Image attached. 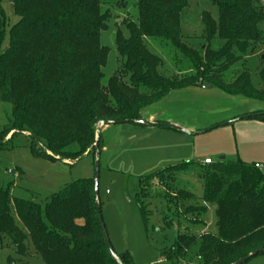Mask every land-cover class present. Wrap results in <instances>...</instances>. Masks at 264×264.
<instances>
[{
	"label": "trees",
	"instance_id": "1",
	"mask_svg": "<svg viewBox=\"0 0 264 264\" xmlns=\"http://www.w3.org/2000/svg\"><path fill=\"white\" fill-rule=\"evenodd\" d=\"M12 1L19 20L10 30L9 48L0 53V98L12 105L13 120L0 133V150L16 134L7 140L6 136L17 130L30 134L24 137L36 157L57 160L51 153L61 156L58 160L69 161L65 148L77 144L89 149L93 144L91 127L101 122L142 124L144 109L175 90L200 85L194 79L177 80L162 74L163 59L150 51L145 38L175 48L182 56L179 61L188 59L199 77L220 90L264 101V53L259 56L260 89L252 85L246 70L232 75V83L223 79L242 55H251L264 44L263 33L257 29L264 14L256 13L254 7L263 4L262 0L254 4L210 0L218 10V21L203 16L204 39L224 44L215 50L202 47V53L178 41L182 13L190 0ZM109 2L119 7L134 2L138 20L125 22L127 34L117 31L115 46L121 68L103 83L102 70L110 53L101 44L110 18L103 7ZM4 34L0 0V48ZM249 118L264 120V112ZM74 125L85 131V139L69 128ZM96 151L95 146L89 154L95 157ZM258 165L223 159L207 165L191 161L142 176L136 203L146 231L156 183L166 191L162 200L176 209V222L184 223L175 244L163 255L176 264L191 263L195 258L203 264H235L264 247V169ZM190 172L202 183L200 197L180 186L181 175ZM211 208L214 231L198 233L197 228L207 227ZM163 223L168 228L174 222ZM0 237L9 239L23 258L32 246L44 264H134L129 255H117L118 262L108 251L93 179L72 182L43 202L14 197L11 185L0 187Z\"/></svg>",
	"mask_w": 264,
	"mask_h": 264
},
{
	"label": "rangeland",
	"instance_id": "2",
	"mask_svg": "<svg viewBox=\"0 0 264 264\" xmlns=\"http://www.w3.org/2000/svg\"><path fill=\"white\" fill-rule=\"evenodd\" d=\"M1 3L5 14V34L0 53H4L10 46V30L19 18L14 13L12 0H1ZM254 7L256 13L264 14V3ZM106 10L110 18L108 29L101 34V44L107 46L110 53L102 70L103 83H107L114 72L121 68L122 60L115 46L117 31L127 34L125 22L138 20L134 2L124 7L109 2L103 7V11ZM204 15L218 21V10L210 0H190L179 25L178 41L198 53H202V47L210 46L215 50L224 44L220 40L209 43L204 39ZM257 29L264 36V21L257 24ZM145 43L152 53L162 57L163 65L159 68L162 74L177 80L194 79V83L198 81L200 85L175 90L142 111V121L151 122L153 120L149 121V118L153 117L156 124H173L183 129L182 132L140 123L102 124L98 179L101 216L117 255H129L134 264H176L163 254L175 244L178 232L185 228L184 223L176 222V209L162 200L166 191L156 183L151 190L152 204L149 209L152 216L149 217L147 232L136 203L139 179L178 163H199L206 157L213 163L223 159L225 162L259 164L264 169V120L245 118L264 112V101L228 94L199 77L188 59L179 61L182 56L175 48H167L150 38H145ZM262 53L264 44H260L251 55L248 52L242 55L224 74V81L232 83L235 80L232 75L246 70L252 85L260 89L259 56ZM12 120V105L0 98V133ZM98 125L90 128L94 141L89 149L85 146L80 148L77 144L64 149L67 153L65 158H71L69 161L58 160L61 156L51 153L49 155L57 160L36 157L25 138L30 134L11 131L5 139H10L13 134L16 137L0 150V187L11 185L14 197L43 202L72 182L93 179L97 157L89 153L96 146ZM69 128L85 139V131L81 127L74 125ZM180 178L183 182L181 187L189 189L197 197L202 195V183L192 172L182 174ZM164 220L174 223L166 228ZM207 221L206 228H197L198 233L214 231L212 208ZM78 223L82 224L83 221ZM18 225L21 226L20 223ZM22 261L44 264L32 246L28 256L23 258L17 255L9 239L0 237V264H20ZM180 264L203 263L195 258L191 263ZM245 264H264V254Z\"/></svg>",
	"mask_w": 264,
	"mask_h": 264
},
{
	"label": "water",
	"instance_id": "3",
	"mask_svg": "<svg viewBox=\"0 0 264 264\" xmlns=\"http://www.w3.org/2000/svg\"><path fill=\"white\" fill-rule=\"evenodd\" d=\"M252 116V115H250ZM250 116H247L245 118H249ZM127 123V122H125ZM142 124H146V125H150V126H154V125H157L156 123H151V122H145V121H141ZM102 124H105L103 122L99 123L98 127H97V139H96V163H95V174H94V195H95V200H96V205H97V211L99 213V222H100V225H101V229H102V233H103V236H104V239H105V243H106V246L108 248V251L109 253L118 261H119V258L117 256V254L115 253L114 249L112 248V245L109 241V237H108V234H107V231H106V228H105V225L103 223V219H102V216H101V206H100V200H99V192H98V179H99V170H100V167H99V155H100V151H99V138H100V130H101V126ZM111 124H116L115 122H112ZM118 124V123H117ZM162 126L164 127H168L170 129H174L176 131H184L183 129L177 127L176 125H173V124H162ZM83 158V157H82ZM264 252V247H261L259 248L257 251L251 253L250 255L242 258L241 260H239L238 262H236L235 264H245L246 262H248L249 260H251L252 258L258 256L259 254L263 253Z\"/></svg>",
	"mask_w": 264,
	"mask_h": 264
},
{
	"label": "crops",
	"instance_id": "4",
	"mask_svg": "<svg viewBox=\"0 0 264 264\" xmlns=\"http://www.w3.org/2000/svg\"><path fill=\"white\" fill-rule=\"evenodd\" d=\"M150 120H153V121H151V122H155V123H156V120H154L153 117H150V118H149V121H150ZM154 126H155V125H154ZM169 129H170V128H169ZM172 130H174V129H172ZM175 131H176V130H175ZM207 159H209V158L206 157L204 160H200L199 164L203 165L204 161L207 160Z\"/></svg>",
	"mask_w": 264,
	"mask_h": 264
},
{
	"label": "built area",
	"instance_id": "5",
	"mask_svg": "<svg viewBox=\"0 0 264 264\" xmlns=\"http://www.w3.org/2000/svg\"><path fill=\"white\" fill-rule=\"evenodd\" d=\"M262 1L264 3V0H262ZM211 163H212V161L210 159H207L204 161L203 165H207V164H211ZM258 167L262 168V166H259V165H258Z\"/></svg>",
	"mask_w": 264,
	"mask_h": 264
}]
</instances>
